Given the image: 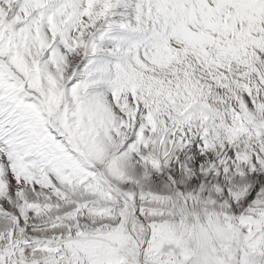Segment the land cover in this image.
I'll list each match as a JSON object with an SVG mask.
<instances>
[{
    "label": "snow or ice",
    "instance_id": "snow-or-ice-1",
    "mask_svg": "<svg viewBox=\"0 0 264 264\" xmlns=\"http://www.w3.org/2000/svg\"><path fill=\"white\" fill-rule=\"evenodd\" d=\"M0 264H264V0H0Z\"/></svg>",
    "mask_w": 264,
    "mask_h": 264
}]
</instances>
